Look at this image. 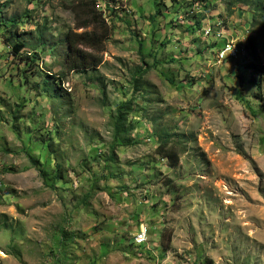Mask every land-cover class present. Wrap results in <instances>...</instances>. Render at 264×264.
I'll use <instances>...</instances> for the list:
<instances>
[{
    "label": "rangeland",
    "instance_id": "1",
    "mask_svg": "<svg viewBox=\"0 0 264 264\" xmlns=\"http://www.w3.org/2000/svg\"><path fill=\"white\" fill-rule=\"evenodd\" d=\"M93 1L72 69L86 0H0V264H264V0Z\"/></svg>",
    "mask_w": 264,
    "mask_h": 264
},
{
    "label": "trees",
    "instance_id": "2",
    "mask_svg": "<svg viewBox=\"0 0 264 264\" xmlns=\"http://www.w3.org/2000/svg\"><path fill=\"white\" fill-rule=\"evenodd\" d=\"M82 1V0H81ZM235 3H242L244 5L248 4V0H231ZM84 2L77 4V12L82 15L84 22L78 28H89L90 31L83 32L81 34H71L66 36V43L68 49V58L72 59V69H82L85 68L88 56L82 53V48H88L93 51H102V44L108 38V30L104 24L101 13L97 12L93 0H86ZM248 52H255V45L251 38L247 39V44L245 46ZM23 49L22 45H13L12 51L18 53ZM96 63L93 64V67ZM255 70L259 74H264V66L255 67ZM137 84L138 80H134ZM129 111V106H123L118 110L117 116L114 121V135L119 136L120 133L124 132L123 122L125 119V114ZM160 146L157 148V153L160 157L167 159L169 164L172 166L177 163V152L173 146H168L169 137L168 135H162L159 139Z\"/></svg>",
    "mask_w": 264,
    "mask_h": 264
},
{
    "label": "bare ground",
    "instance_id": "3",
    "mask_svg": "<svg viewBox=\"0 0 264 264\" xmlns=\"http://www.w3.org/2000/svg\"><path fill=\"white\" fill-rule=\"evenodd\" d=\"M229 46L231 47L230 57L235 58L239 54L240 50H239V46L237 45V43H233V42H228L224 45V47L221 50V56L223 57L225 55H228ZM144 240H145V232H143V242H144ZM135 242H136V240H135Z\"/></svg>",
    "mask_w": 264,
    "mask_h": 264
},
{
    "label": "built area",
    "instance_id": "4",
    "mask_svg": "<svg viewBox=\"0 0 264 264\" xmlns=\"http://www.w3.org/2000/svg\"><path fill=\"white\" fill-rule=\"evenodd\" d=\"M230 54H231V47L229 46L228 49V55L223 56V60L224 59H228L230 58ZM146 230L145 228H140L138 230V232L136 233V235L134 236L133 240H136V245L140 246L143 244V231Z\"/></svg>",
    "mask_w": 264,
    "mask_h": 264
}]
</instances>
